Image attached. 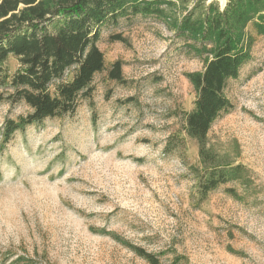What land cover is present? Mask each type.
Returning a JSON list of instances; mask_svg holds the SVG:
<instances>
[{"label":"rangeland","instance_id":"rangeland-1","mask_svg":"<svg viewBox=\"0 0 264 264\" xmlns=\"http://www.w3.org/2000/svg\"><path fill=\"white\" fill-rule=\"evenodd\" d=\"M187 6L102 25L105 67L120 60L125 82L96 74L74 113L0 149V264H149L129 246L164 253L162 264H264V36L247 27L250 60L226 81L232 107L208 131L210 150L243 179L198 201L182 112L195 99L187 74L203 63L176 30ZM18 66L5 62L9 74ZM26 111L0 102V127Z\"/></svg>","mask_w":264,"mask_h":264},{"label":"trees","instance_id":"trees-1","mask_svg":"<svg viewBox=\"0 0 264 264\" xmlns=\"http://www.w3.org/2000/svg\"><path fill=\"white\" fill-rule=\"evenodd\" d=\"M175 3L188 4L176 30L184 47L203 63L200 71L187 74L195 99L182 112V129L197 144L196 198L205 199L228 181H242L243 167L210 150L208 131L232 107L224 94L226 81L250 60L254 37L247 27L264 36V0H226L223 6L214 0H0V102L27 107L25 114L3 121L0 149L28 126L74 113L80 99H90L96 74L106 71L109 79L125 82L120 60L105 67L98 46L102 25L138 14L160 17L164 7ZM111 39L125 41L121 34ZM9 56L19 62L11 74L5 68ZM129 247L149 264H162V252Z\"/></svg>","mask_w":264,"mask_h":264},{"label":"water","instance_id":"water-1","mask_svg":"<svg viewBox=\"0 0 264 264\" xmlns=\"http://www.w3.org/2000/svg\"><path fill=\"white\" fill-rule=\"evenodd\" d=\"M208 1H209V0H208ZM221 4H222V6H223V5L225 4V1H224V2H222Z\"/></svg>","mask_w":264,"mask_h":264},{"label":"bare ground","instance_id":"bare-ground-1","mask_svg":"<svg viewBox=\"0 0 264 264\" xmlns=\"http://www.w3.org/2000/svg\"><path fill=\"white\" fill-rule=\"evenodd\" d=\"M221 2H224V0H220Z\"/></svg>","mask_w":264,"mask_h":264}]
</instances>
